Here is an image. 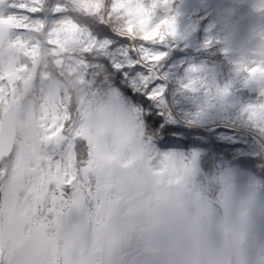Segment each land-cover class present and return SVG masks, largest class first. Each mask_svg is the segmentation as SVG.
<instances>
[{
	"label": "clouds",
	"instance_id": "9594fccd",
	"mask_svg": "<svg viewBox=\"0 0 264 264\" xmlns=\"http://www.w3.org/2000/svg\"><path fill=\"white\" fill-rule=\"evenodd\" d=\"M40 4L47 8L49 0ZM161 6V0H62L51 9L60 18L40 21L30 32L36 39L26 40L34 58L21 75L33 81L43 73L53 91L70 97L72 121L103 125L104 134L119 145L109 148L114 159L105 161L111 205L103 222L88 229L89 257L93 264H118L126 245L134 242L146 264H264V188L237 189L229 177L209 180L181 158L149 156L119 104L77 78L85 54L101 55L110 47L85 21L132 41L159 44L174 36L166 23L171 20L156 22ZM251 69L264 79V63ZM29 98L37 105L42 100L36 88ZM253 117L264 126V112ZM78 143L86 149L85 140Z\"/></svg>",
	"mask_w": 264,
	"mask_h": 264
},
{
	"label": "snow or ice",
	"instance_id": "6c2138e0",
	"mask_svg": "<svg viewBox=\"0 0 264 264\" xmlns=\"http://www.w3.org/2000/svg\"><path fill=\"white\" fill-rule=\"evenodd\" d=\"M30 2L0 0V7L42 11L40 0ZM39 22L0 15V264H93L88 229L109 211L105 161L114 159L109 148L119 145L103 125L84 120L67 137L70 97L59 90L42 94L38 105L29 98L33 81L21 73L34 58L33 46L11 34L33 32ZM166 23L175 35L174 23ZM247 71L255 77V69ZM258 110L264 112V105L250 109ZM78 140L87 142L86 149L76 147ZM62 145L66 151H52Z\"/></svg>",
	"mask_w": 264,
	"mask_h": 264
},
{
	"label": "trees",
	"instance_id": "16d2710c",
	"mask_svg": "<svg viewBox=\"0 0 264 264\" xmlns=\"http://www.w3.org/2000/svg\"><path fill=\"white\" fill-rule=\"evenodd\" d=\"M55 1L49 0L44 8L46 18H52ZM169 20L174 23L175 35L168 41H135L138 62L137 54L128 48L130 39L116 35L106 25L85 21L95 38L110 45L104 54H85L82 58L88 66L87 79L97 89L119 96V105L142 135L140 142L147 154L183 155V160L209 180L234 172L238 178L254 180L258 188H264V153L260 149L264 151V126L250 111L264 103V93L247 77L236 74V66L220 54L215 43L206 44L205 21L189 32ZM157 55L163 58L153 61ZM146 61H151L161 76L151 73ZM188 67L192 68L185 72ZM55 75L60 74L56 71ZM212 78L216 87H212ZM47 84L53 87L52 82ZM223 133L229 135L228 142Z\"/></svg>",
	"mask_w": 264,
	"mask_h": 264
},
{
	"label": "rangeland",
	"instance_id": "374dc122",
	"mask_svg": "<svg viewBox=\"0 0 264 264\" xmlns=\"http://www.w3.org/2000/svg\"><path fill=\"white\" fill-rule=\"evenodd\" d=\"M15 2L26 3L31 6L30 0H15ZM60 3H62L61 0H56L53 3V6ZM161 5L162 6L157 10L156 20L164 19V16H167L169 19L178 22L176 26L177 28L183 26L184 29L190 32L196 26L205 21L206 28L204 39L206 44L215 43L216 46H218L220 54L225 55L229 62L236 66V74L238 73L239 76L243 75L245 78L247 77V81L252 82L255 87L259 88L262 93H264V79L252 77L247 71L252 66H259L261 63H264V0H161ZM43 10L44 8L42 11L33 15L18 8L0 7V15H27L32 21L41 22L45 20L54 22L60 18V14L58 13L51 14L52 18H46L45 14L42 13ZM11 35L12 38L22 37L25 40L36 39V37L31 36L30 33L24 32H14ZM128 48L137 54L138 62L140 55L136 42L130 40ZM83 65V67L77 68V78L83 79L87 86L94 87L90 78L87 79L86 77L88 74V66L84 61ZM147 68L154 75L161 76L153 66L150 65ZM191 68L192 67L186 68L185 72L189 71ZM150 69H153L154 71H151ZM57 72L60 74L59 69H57ZM209 80L212 81L214 78ZM47 81L49 80L44 77V74L40 73L34 78L31 88L38 89L41 96L44 93H49L54 89L49 84L46 86ZM216 86L217 82L214 80L212 87ZM159 89L161 91L166 90V87L164 89L160 87ZM105 95L114 99L119 104L120 99L118 95H113L110 92L105 93ZM220 96L223 100L226 99L222 93ZM225 103L228 104L229 102L225 100ZM119 106L122 109V105ZM123 113L128 118L126 112L123 111ZM80 123L81 121L75 120V122L69 126L67 132L70 133L69 135L66 134L67 137L73 136L74 129L78 127ZM140 136L142 135L140 134ZM222 137L228 142V134L226 135V133H223ZM139 143L141 145L140 141ZM76 144L80 145L78 141ZM210 147L212 148V146ZM53 149L58 152L62 149L64 151L67 150L66 145H62L61 148H56L54 146ZM210 152H212V150ZM148 155L153 157L151 151ZM196 155H200V152H196ZM165 156L171 155L164 154L157 158ZM178 158L183 159L184 156L182 155ZM196 166L197 165H195V168ZM232 173L231 176L225 174L218 175L215 178H212V180L218 177H229L234 187L237 189H243L249 186L257 187L254 180L238 178L234 172ZM244 176L245 175H242V177ZM142 255L143 253L140 247L134 242H129L120 255L118 264H146L142 259Z\"/></svg>",
	"mask_w": 264,
	"mask_h": 264
},
{
	"label": "water",
	"instance_id": "95a60500",
	"mask_svg": "<svg viewBox=\"0 0 264 264\" xmlns=\"http://www.w3.org/2000/svg\"><path fill=\"white\" fill-rule=\"evenodd\" d=\"M261 151L264 153V151L262 150V148L260 147Z\"/></svg>",
	"mask_w": 264,
	"mask_h": 264
}]
</instances>
